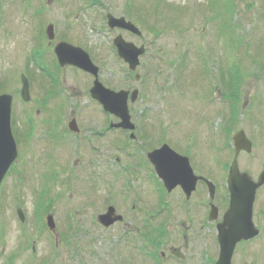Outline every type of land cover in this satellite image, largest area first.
<instances>
[{"label":"rangeland","instance_id":"1","mask_svg":"<svg viewBox=\"0 0 264 264\" xmlns=\"http://www.w3.org/2000/svg\"><path fill=\"white\" fill-rule=\"evenodd\" d=\"M85 1L0 0V95L14 97L12 130L18 147L17 161L0 187V264H109L123 232L117 225L104 230L93 222L110 205L130 216L133 231L149 225L158 245L141 251L129 244L138 240L137 233L128 234L117 247L126 246L114 255L116 264H215L216 225L229 206L226 179L237 132L244 131L254 147L239 155L241 172L257 181L264 170V0H100L90 8ZM106 12L118 17L130 12L142 31L136 42L148 45L138 70L141 83L126 82L121 75L127 68L112 51ZM49 25L56 35L51 45ZM58 41L89 52L106 88L117 91L123 86L119 83L142 88L131 108L135 142L110 129L114 120L88 92L92 78L60 68L54 54ZM21 75L30 82L28 103L20 96ZM67 96L74 98L69 102ZM73 119L79 134L68 130ZM162 144L188 157L195 175L215 184L213 201L204 184L189 200L179 189L166 193L147 160ZM211 203L220 212L216 222L203 215ZM74 213L89 234L81 240L76 233L72 239L85 247L80 248L81 263L72 260L65 238L64 217ZM48 216L54 217L56 234L47 228ZM254 222L261 233L237 246L233 264H264V186L257 192ZM199 224L203 227L195 237L191 226ZM185 237L183 251L194 258L178 262L168 257V249ZM26 238L30 245L11 258ZM161 253L164 262L158 259Z\"/></svg>","mask_w":264,"mask_h":264},{"label":"water","instance_id":"2","mask_svg":"<svg viewBox=\"0 0 264 264\" xmlns=\"http://www.w3.org/2000/svg\"><path fill=\"white\" fill-rule=\"evenodd\" d=\"M112 20V19H111ZM114 21V20H113ZM116 22V21H115ZM123 27L129 28L135 33H139L131 24H124ZM118 23L110 22L111 27L117 26ZM49 37L52 39L53 34L50 30ZM119 55L129 63L131 69L135 70L139 65V56L144 53L143 49H137L132 44H127L121 39L116 41ZM56 53L59 57L60 64L75 65L88 73L95 76L98 69L94 67L88 55L81 49L73 48L67 44H60ZM23 98L28 101L29 84L23 78ZM92 96L99 100L104 109L115 114L121 119V123L117 128L135 129L131 123V117L128 110L127 93H114L106 90L100 83L96 82L92 90ZM137 92L133 94V101L136 100ZM11 103L12 97H0V185L9 168L17 158V147L11 131ZM70 129L77 131L76 123L70 124ZM236 159L233 162L228 178V187L231 194L230 209L224 217V222L218 226V239L220 243V257L217 264H232V257L236 245L241 241L251 240L259 235V230L253 224V204L255 195L259 188L264 185V172L261 174L257 183L253 182L248 174H242L239 171L237 157L241 151L250 153L252 151V143L246 138L243 132L239 133L235 138ZM149 159L155 165L159 176L164 180L168 190H173L177 186H181L190 197L191 193L196 189L198 179L194 177L189 166V161L176 153L169 147L165 146L161 150L154 151L149 155ZM211 193L214 196V187L209 184ZM23 219L22 213L19 212ZM217 215V209L214 208L212 219ZM112 213L101 218V223L106 227L114 224L118 218H112ZM51 222V221H50ZM53 227V223L50 225Z\"/></svg>","mask_w":264,"mask_h":264},{"label":"flooded vegetation","instance_id":"3","mask_svg":"<svg viewBox=\"0 0 264 264\" xmlns=\"http://www.w3.org/2000/svg\"><path fill=\"white\" fill-rule=\"evenodd\" d=\"M162 259H163V260H165V259H166V257H165V256H163V257H162Z\"/></svg>","mask_w":264,"mask_h":264}]
</instances>
